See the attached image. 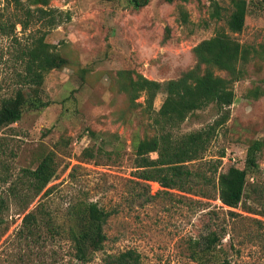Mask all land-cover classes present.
<instances>
[{
    "label": "rangeland",
    "instance_id": "rangeland-1",
    "mask_svg": "<svg viewBox=\"0 0 264 264\" xmlns=\"http://www.w3.org/2000/svg\"><path fill=\"white\" fill-rule=\"evenodd\" d=\"M220 1L221 21L211 18L208 0H152L141 9L130 0H51L58 23L33 18L25 30L19 24L26 19L25 11L13 0H0V104L23 88L24 52L33 41L56 45L68 61L45 77L43 101L49 106L27 109L19 122L0 130V200L7 229L0 240V264H38L34 258L20 261L27 247L15 235L42 197L30 204L33 193L22 190L27 185L25 171L36 169L51 152L58 172L42 201L57 224L68 229L71 205L80 201L96 202L110 213L105 247L88 264H115L114 257L130 249L142 255L144 264H208L196 261L193 253L200 238L212 231L221 238L222 257L234 264H264V147L238 208L225 207L214 188L202 197L139 180L134 141L155 134L145 112L147 97L143 93L135 106L118 91L121 71L165 84L192 69L197 63L194 48L226 26L233 10L230 0ZM181 6L189 13L187 23L181 20ZM234 36L259 53H252L243 76L234 81L230 118L216 131L204 158L190 165L194 170L202 167L208 176L215 161L221 162L219 172L245 168L250 145L264 142L260 0H249L245 27ZM166 97L165 90L157 93L156 110ZM219 116L214 105L199 110L179 133L207 128ZM87 149L95 156H87ZM151 156L157 158L156 153ZM46 251L49 264H81L67 238Z\"/></svg>",
    "mask_w": 264,
    "mask_h": 264
},
{
    "label": "trees",
    "instance_id": "trees-1",
    "mask_svg": "<svg viewBox=\"0 0 264 264\" xmlns=\"http://www.w3.org/2000/svg\"><path fill=\"white\" fill-rule=\"evenodd\" d=\"M51 0H13L16 7L25 11V21L19 24L27 30L34 19L49 20L55 25L57 9L50 8ZM152 0H130L135 9L146 7ZM169 4L189 3L193 0H165ZM201 1V0H197ZM9 4L11 0H7ZM210 16L217 21L223 20L224 7L220 0H208ZM233 10L226 20V26L219 28L215 35L203 40L194 48L196 65L179 79L161 84L151 81L139 73L121 71L118 91L127 95L130 102L137 106V100L144 93L147 97L145 112L149 115L154 136L134 141L136 154V177L146 182H157L167 190H178L185 194L206 197V190L216 189L217 198L228 208H238L244 198L249 178L258 169V154L264 142L255 140L248 149L245 168L230 167L219 172L221 162L212 165L211 176L199 167L192 169L191 164L201 161L218 130L230 118V108L234 103V81L243 76V66L250 62L252 53H259L254 46L241 43L234 34L241 33L249 12V0H230ZM264 10V0H260ZM181 20L187 23L189 13L180 7ZM35 16H37L35 18ZM43 39H37L27 47L25 74L21 75L22 87L14 96L7 97L0 104V130L19 122L25 110H38L49 106L43 101L46 75L53 70L67 66L68 61L57 49ZM264 48V46H263ZM218 72H226L223 77ZM135 76V77H134ZM118 86V85H117ZM161 90L167 97L159 110L154 108V98ZM214 105L220 114L207 128L181 134V125L197 111ZM90 149L85 151L89 157ZM157 154V158L151 156ZM224 157V153L221 158ZM58 166L55 153L42 157L34 170H26L27 185L22 189L33 193L30 204L41 197L37 207L25 214L22 225L16 233L19 244L27 250L20 261L29 262L33 258L38 264H49L46 248L62 238H67L73 246V256L77 262L88 264L94 255L102 251L107 241L105 225L110 213L98 203L80 201L71 205L68 229L57 224V219L42 201L52 189L48 186L55 179ZM3 199L0 200V240L7 229L4 228ZM233 215L232 211L229 210ZM193 258L200 263L234 264L229 258L222 257L220 236L212 231L196 243ZM115 264H144L142 255L134 249L114 257Z\"/></svg>",
    "mask_w": 264,
    "mask_h": 264
}]
</instances>
